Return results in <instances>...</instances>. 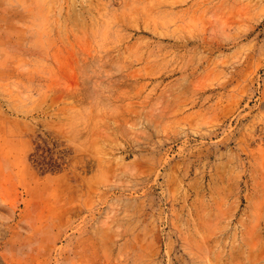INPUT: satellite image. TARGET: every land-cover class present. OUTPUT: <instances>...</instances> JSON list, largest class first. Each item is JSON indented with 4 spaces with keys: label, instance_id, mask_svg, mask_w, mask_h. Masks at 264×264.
I'll list each match as a JSON object with an SVG mask.
<instances>
[{
    "label": "rangeland",
    "instance_id": "1",
    "mask_svg": "<svg viewBox=\"0 0 264 264\" xmlns=\"http://www.w3.org/2000/svg\"><path fill=\"white\" fill-rule=\"evenodd\" d=\"M0 264H264V0H0Z\"/></svg>",
    "mask_w": 264,
    "mask_h": 264
}]
</instances>
